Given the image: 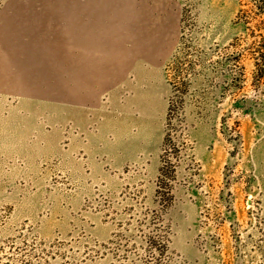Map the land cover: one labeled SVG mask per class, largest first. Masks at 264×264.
Masks as SVG:
<instances>
[{"label":"rangeland","instance_id":"rangeland-1","mask_svg":"<svg viewBox=\"0 0 264 264\" xmlns=\"http://www.w3.org/2000/svg\"><path fill=\"white\" fill-rule=\"evenodd\" d=\"M172 1L176 31L160 32L157 45L175 34L168 93L157 81L162 95L147 97L152 110L138 116L151 137L139 160L103 170L59 155L28 167L18 144L27 113L17 122L18 99L0 97V264H264V0ZM130 2L144 11L142 0ZM187 72L186 128L169 131L178 152L166 156L176 171L166 207L157 190L169 99ZM124 116L129 123L115 111L110 122L123 127Z\"/></svg>","mask_w":264,"mask_h":264},{"label":"crops","instance_id":"crops-1","mask_svg":"<svg viewBox=\"0 0 264 264\" xmlns=\"http://www.w3.org/2000/svg\"><path fill=\"white\" fill-rule=\"evenodd\" d=\"M27 1L0 7V97L18 99L17 122V112L27 113V139L18 143L27 148V166L59 155L103 170L139 160L151 137L138 116L168 93L175 34L172 45L169 37L157 45L160 32L176 31L173 1L142 0L141 13L128 0ZM114 111L129 123L124 116L123 127L114 126Z\"/></svg>","mask_w":264,"mask_h":264},{"label":"trees","instance_id":"trees-1","mask_svg":"<svg viewBox=\"0 0 264 264\" xmlns=\"http://www.w3.org/2000/svg\"><path fill=\"white\" fill-rule=\"evenodd\" d=\"M183 23H184V19H183ZM182 38L184 39V35ZM183 44L185 45L184 47L190 48L187 43L183 42ZM181 49L182 48H180L178 50V53H176L173 56L172 63L173 62L175 63V59H178L177 55L179 54ZM177 70H179V72H182V68L180 65L177 67ZM192 74H193L192 72H187V75H185L182 78L181 83L184 89L183 91L178 90L180 95L179 96L174 95L169 99V108H168L167 120H166L167 132H166L165 144L163 148L164 155H162L163 165L160 169V175L158 177L159 182H158V190H157L158 197L161 199V202H163V205L166 207H169L174 201L173 188L171 187L172 186L171 182L176 179V171L172 167V165H170L167 162L166 156L169 148L174 150L175 152H178L175 144L173 143V139L171 138V134L169 131L171 130L170 128L174 125H178L179 127H181L183 129L182 132H184V129L186 128L187 123L185 121L183 103H184V97L187 92V86L189 85L190 76H192ZM158 241L159 244H162L160 240H156L155 237L153 236L150 238L149 243L151 245V248H156L157 253L161 255L163 253V250H161L160 247L166 249V246L165 244L161 246H157ZM154 261H152L153 262L152 264H159L157 263L158 261L156 258L154 259Z\"/></svg>","mask_w":264,"mask_h":264}]
</instances>
